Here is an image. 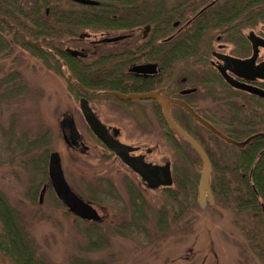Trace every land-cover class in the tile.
<instances>
[{
	"label": "rangeland",
	"instance_id": "374dc122",
	"mask_svg": "<svg viewBox=\"0 0 264 264\" xmlns=\"http://www.w3.org/2000/svg\"><path fill=\"white\" fill-rule=\"evenodd\" d=\"M64 1L66 6L67 0ZM58 45L62 50L77 51L81 48L87 51L89 47L87 41L63 40ZM12 72L20 74L24 91L7 99L2 97V91L12 87V81L7 80ZM107 111L101 109L100 113L105 117ZM65 114L73 118L81 136L77 150L68 145L59 128ZM183 123L191 133L208 140L197 124L188 125L186 119ZM158 129L156 136L152 137L133 136L131 129L128 136L121 139L141 147H153L155 151L148 157L152 163H169L171 170L180 168L184 171L188 164L196 168L194 151L180 137L173 135L183 154L181 156L165 142L164 129ZM45 133L49 138L48 154L56 152L59 155L63 176L71 191L91 203L102 217V222L94 230H91L90 223L78 220L60 204L49 187L47 173L43 176L32 168V160L41 156L44 149L29 150L28 144ZM211 150L216 154L213 146ZM199 163L198 175L202 169L200 159ZM127 186L140 194L148 208L156 212L166 208L170 216H174L191 198L187 196V201L179 198V202H171L163 189L146 190L140 180L109 155L88 132L78 108V99L75 100L68 91L65 80L47 71L30 53L15 48L9 58H0V192L20 212L26 232L43 264H168L171 260H175L174 264H186L183 258L194 242L192 253L203 249L207 255L205 264H234L236 249L241 251L242 264H264V260L250 255L246 239L238 233L240 231L236 228L239 226H233L231 215L223 221L213 222L207 215L189 217L185 213L175 225L169 218V228L163 235L154 229V220L147 211V223L150 222L151 228L147 227L146 232L135 229L127 236L112 233L113 227L125 224L131 215ZM43 187L46 191L39 203ZM170 189L174 190L173 186ZM193 217L197 218L194 224H187V220ZM189 226L194 227L193 233L187 230ZM211 250L215 256L211 255ZM0 264L10 263L0 254Z\"/></svg>",
	"mask_w": 264,
	"mask_h": 264
},
{
	"label": "flooded vegetation",
	"instance_id": "af4514ba",
	"mask_svg": "<svg viewBox=\"0 0 264 264\" xmlns=\"http://www.w3.org/2000/svg\"><path fill=\"white\" fill-rule=\"evenodd\" d=\"M70 1L74 3L72 0ZM255 1L190 0L183 16V24L179 25L178 22H175L173 24L175 31L164 38H158L154 41H151L150 29L147 26L120 32H92L87 30V33L79 31L76 36L64 39L65 41L77 43L87 41L88 50L86 51L84 48L78 50V52L83 53L84 57H77L87 62L96 61L100 57L118 51L132 52L133 56L125 61L127 65L123 69H117L121 71L118 77L112 76L113 69L110 68H105L106 72L104 73H100L99 68L92 69V86L95 99L91 103L87 102L93 114L106 128L111 137L117 142L134 149V151L129 153L130 157H142L147 164L163 166L148 161V157L155 151L153 147L145 148L138 144L123 142L121 137L126 138L131 129V131H134L133 136L137 137L156 136L155 131L159 130L158 127L164 129V140L167 135H170L174 140L173 135L180 136L167 126L163 119L161 107L156 99L119 100L115 94L127 97L157 93L158 96L169 101H177L184 104L213 130L211 131L198 124L182 108L169 103V116L173 122H175L174 114L180 115L182 118L184 117L183 114H185L188 118L184 117V119L187 120L188 125L197 124L203 129L208 138V140L202 139L203 148L201 149L210 165L209 190L211 197L204 195L202 203H200L197 191V195L191 196L188 200V211L186 214L189 217H195L196 215L199 217V214L207 215L213 222L215 220L217 222L219 220L223 221L226 216L231 215L234 218L233 226H239L236 228L237 231H240L238 232L239 234H243V229L249 223H254L257 213L240 212L236 209V205L228 203L232 202V197L216 195L214 182L216 172L213 164L220 165L225 163L222 166L223 168L227 167L230 165L227 163L235 158L238 152L244 150L243 154L249 152L248 154L254 165L258 155L262 153L257 152L255 145H252L249 151H247V147L255 139L264 137H259V134L246 136L250 128H241L238 123L241 121L244 123L252 122V119L259 112L263 113L262 107L260 109L257 108V100H259L261 106H264V100L232 85L237 83L264 91V79L257 77V75L264 77V16L262 20L257 19ZM211 9H216L219 12V16L223 20L222 25L207 36L202 43L201 49L195 55L177 61L171 77L166 78L165 74H169L170 69L165 68L162 70L161 68V63H164L166 58V52L161 50L162 46L169 44L171 47L176 48L178 45L176 40L180 37L179 35L183 30L190 26L197 17ZM231 10H233V13H230ZM137 31H141L140 35H136ZM117 38L118 40L115 42H107ZM138 48H141V50L137 51ZM171 55L174 56L176 53L173 52ZM137 67L146 68H143L142 72H137L134 70ZM108 71L111 72L109 73ZM113 79L116 80L114 81ZM68 81L71 80L68 78ZM114 83L118 84L120 92L109 91L108 89L99 91L98 89L100 88L99 86L107 88ZM78 88L84 90L81 86H78ZM100 93L108 95L109 98L106 100L100 99L98 95ZM80 99L83 98H79L78 102ZM194 106L202 107L200 109L201 112ZM101 109L108 110V115L103 117L100 113ZM88 132L90 133L89 130ZM231 136L246 137L243 140L235 141L230 138ZM64 137L66 139L67 134L64 133ZM92 137L109 155L140 180L99 140L93 135ZM238 145H242V147ZM212 146L216 154L212 152ZM190 148L192 149L191 146ZM194 153L196 154L195 151ZM170 172L172 174L171 167ZM140 183L144 187L141 180ZM194 217L187 220V224H194V220L197 219ZM187 230H191L193 233L194 227L189 226ZM195 243L188 247L187 256L185 255L183 260L187 261L186 264H205L207 255L203 249L199 248L192 253ZM246 244V249L250 255L257 259L258 257L253 253L251 247L248 243ZM263 244L262 254L264 257ZM235 251L234 264L235 261L236 264H242L240 249ZM210 253L215 256L214 250H211ZM190 254L191 256L189 257ZM237 258L239 262H237ZM174 261L171 260L168 264H174Z\"/></svg>",
	"mask_w": 264,
	"mask_h": 264
},
{
	"label": "trees",
	"instance_id": "16d2710c",
	"mask_svg": "<svg viewBox=\"0 0 264 264\" xmlns=\"http://www.w3.org/2000/svg\"><path fill=\"white\" fill-rule=\"evenodd\" d=\"M92 1L97 4L95 6H84L67 0L65 6L64 0H0V58H9L14 53L15 48L24 50L39 60L47 71H52L64 79L68 91L75 100L83 98L91 103L95 99L92 86V69L99 68V72L104 73L106 72L105 68H110L113 69L112 76L118 77L121 71L117 69H123L127 65L125 61L133 56L132 52L118 51L100 57L96 61L87 62L80 58L70 57L64 52L65 50L59 47L58 43L63 42L65 38L76 36L79 31L120 32L131 31L144 26L150 29L151 41L164 38L175 31L173 27L175 22H178L179 25L183 24V16L188 2H190V0ZM241 1L243 2V0ZM255 3L257 19L262 20L264 0H256ZM230 13H233V10ZM222 22L219 12L216 9H211L197 17L190 26L183 30L176 40L178 43L176 48L171 47L169 44L163 45L161 50L166 52V58L165 62L161 63V68L162 70L165 68L170 69V73L165 74V77H171L177 61L195 55L201 49L207 36L220 27ZM36 43L39 44V47L35 46ZM140 50L141 48L137 49V51ZM173 52L176 55H171ZM68 78L71 81H68ZM7 80L12 81L13 85L10 88L3 89L2 97L10 99L14 94H22L24 88L21 86L18 72L10 73ZM117 85V83H114L107 88L99 86L98 89L99 91L108 89L109 91L120 92ZM78 86H81L84 90H80ZM98 95L100 99L106 100L109 98L104 93ZM3 100L1 99V101ZM261 107L263 113L259 112L252 119V122L244 123L241 121V124L238 123L241 128H250L246 136L264 134V106H261L259 100H257V108L260 109ZM183 115L186 119L188 118L187 115ZM184 117L174 114L176 124L203 148L202 139L197 137L196 133H191L186 129V125L183 123ZM245 137L231 136L230 138L240 141ZM165 140L183 156L177 142L170 135L165 136ZM48 142L49 138L45 133L28 144L29 150L44 149L41 156L31 162L34 171L43 176L47 173L46 164L50 154H48L49 150L46 148ZM186 145L190 148L187 143ZM252 145L256 146L257 152H262L258 155L254 165L248 154L249 152L243 154L244 150L238 152L236 157L227 163L230 164L227 167L223 168L222 165L225 163L213 164L216 172L214 177L215 192L219 196L232 197V202H228L229 200L225 202L236 205V209L240 212L257 213L254 223L249 218L251 224L249 223L243 229V236L253 253L259 259L264 260L262 254V244L264 242V138L255 139L248 145L247 151L250 150ZM194 165L196 168L188 164V168L184 171L180 168L172 170L174 190L170 188L163 189L169 201L171 199V202H179V198H185L187 201V196H195V189L199 181L200 163L198 157ZM127 191L131 197L129 200L131 215L128 222L112 228V233L116 235L124 236L125 234L127 236L135 229L146 232L147 227L148 229L151 228L150 222L147 223L148 214L154 220L152 223L154 229L164 235L169 228L168 219L171 218L172 225H175L188 211L187 202L184 206L179 207L174 216H170L166 208L156 212L145 205L140 194L133 191L132 187L127 186ZM87 203L91 205V203ZM95 227H97V224L90 223L91 230H94ZM101 243H104V241H101ZM0 254L10 264H43L42 259L36 254L33 241L26 232L20 212L8 203L1 192Z\"/></svg>",
	"mask_w": 264,
	"mask_h": 264
},
{
	"label": "water",
	"instance_id": "95a60500",
	"mask_svg": "<svg viewBox=\"0 0 264 264\" xmlns=\"http://www.w3.org/2000/svg\"><path fill=\"white\" fill-rule=\"evenodd\" d=\"M74 3L84 6H95L97 3L91 0H72ZM117 39L108 40L107 42H115ZM39 47V44H35ZM65 53L72 58L84 57L82 52L67 49ZM237 62V61H234ZM236 64V63H235ZM143 68H134L137 72H142ZM257 77L263 76L257 75ZM70 80V78H69ZM234 87L242 91L248 92L258 98L264 100V91L254 87L233 83ZM119 100H147L156 99L161 107L163 119L166 122L170 130L175 131L184 141H186L192 149L196 152L202 163V170L200 172V178L198 182V196L199 202L202 203L204 195L211 197L209 190V175L210 165L209 162L200 148V146L187 135L179 126H177L169 116V103H173L182 108L185 113L190 116L195 122L203 127L213 131L206 123H204L199 117H197L187 106L177 101H169L163 97L158 96L157 93L146 95H131L124 97L122 95L115 94ZM79 111L82 118L90 131V133L99 140L108 150H110L123 165L128 167L133 173H135L143 183L146 190L154 191L160 188H170L172 186V178L170 173L169 164L166 163L163 166H153L143 161L142 157L133 158L129 153L134 151L131 147L123 145L114 140L106 128L98 121L93 114L88 103L84 99H80L78 102ZM59 128L62 133L67 134V143L73 149H79L80 147V135L75 127L74 120L70 115H63L59 122ZM259 137H264V134H259ZM242 147V145H238ZM47 177L49 186L54 193L56 199L67 209V211L74 217L86 221L99 224L102 218L98 215L97 211L89 204L77 197L69 188L65 182L63 172L61 169L60 158L56 152L50 153L47 161ZM46 188L43 187L39 196V203H41L42 196L45 193ZM264 253V244H263Z\"/></svg>",
	"mask_w": 264,
	"mask_h": 264
}]
</instances>
